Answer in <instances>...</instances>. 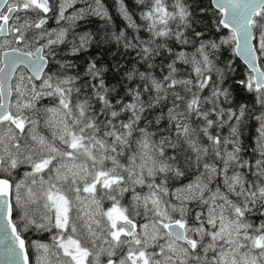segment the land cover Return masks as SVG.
Instances as JSON below:
<instances>
[{
    "label": "snow or ice",
    "instance_id": "snow-or-ice-1",
    "mask_svg": "<svg viewBox=\"0 0 264 264\" xmlns=\"http://www.w3.org/2000/svg\"><path fill=\"white\" fill-rule=\"evenodd\" d=\"M0 258L264 264V0H0Z\"/></svg>",
    "mask_w": 264,
    "mask_h": 264
},
{
    "label": "trees",
    "instance_id": "trees-1",
    "mask_svg": "<svg viewBox=\"0 0 264 264\" xmlns=\"http://www.w3.org/2000/svg\"><path fill=\"white\" fill-rule=\"evenodd\" d=\"M205 2H207V0H205ZM223 34H225V32L221 33V35H223ZM213 38H216L215 34H213ZM226 55L227 56H232L233 54L229 51V52L226 53ZM234 60H235V62L237 64L243 65V63L237 57H235Z\"/></svg>",
    "mask_w": 264,
    "mask_h": 264
},
{
    "label": "water",
    "instance_id": "water-1",
    "mask_svg": "<svg viewBox=\"0 0 264 264\" xmlns=\"http://www.w3.org/2000/svg\"><path fill=\"white\" fill-rule=\"evenodd\" d=\"M238 59L243 63V61L240 58H238ZM0 264H5V261L2 258H0Z\"/></svg>",
    "mask_w": 264,
    "mask_h": 264
}]
</instances>
